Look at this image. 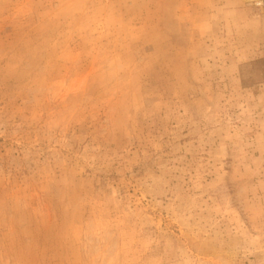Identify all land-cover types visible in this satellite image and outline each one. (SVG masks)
<instances>
[{"label": "rangeland", "instance_id": "rangeland-1", "mask_svg": "<svg viewBox=\"0 0 264 264\" xmlns=\"http://www.w3.org/2000/svg\"><path fill=\"white\" fill-rule=\"evenodd\" d=\"M0 264H264V0H0Z\"/></svg>", "mask_w": 264, "mask_h": 264}, {"label": "bare ground", "instance_id": "bare-ground-1", "mask_svg": "<svg viewBox=\"0 0 264 264\" xmlns=\"http://www.w3.org/2000/svg\"><path fill=\"white\" fill-rule=\"evenodd\" d=\"M246 1H248V2H249V1H253V0H246Z\"/></svg>", "mask_w": 264, "mask_h": 264}, {"label": "built area", "instance_id": "built-area-1", "mask_svg": "<svg viewBox=\"0 0 264 264\" xmlns=\"http://www.w3.org/2000/svg\"><path fill=\"white\" fill-rule=\"evenodd\" d=\"M259 4H261V2H259Z\"/></svg>", "mask_w": 264, "mask_h": 264}]
</instances>
